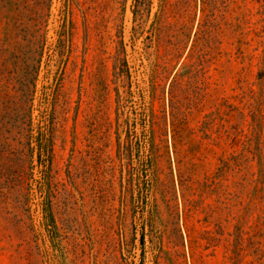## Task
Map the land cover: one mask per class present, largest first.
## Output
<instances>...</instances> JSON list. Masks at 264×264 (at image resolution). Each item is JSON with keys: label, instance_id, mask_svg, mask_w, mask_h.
<instances>
[{"label": "rangeland", "instance_id": "rangeland-1", "mask_svg": "<svg viewBox=\"0 0 264 264\" xmlns=\"http://www.w3.org/2000/svg\"><path fill=\"white\" fill-rule=\"evenodd\" d=\"M222 1L175 56L160 0H0V264H264V0Z\"/></svg>", "mask_w": 264, "mask_h": 264}, {"label": "trees", "instance_id": "trees-1", "mask_svg": "<svg viewBox=\"0 0 264 264\" xmlns=\"http://www.w3.org/2000/svg\"><path fill=\"white\" fill-rule=\"evenodd\" d=\"M137 1V11L140 12V9L143 7V9L146 8L147 5H149L151 3V0H136ZM193 0H160L159 3V9H158V13H157V20L160 22H163L164 19L168 20L167 25H163L164 27H168L169 30H172V33L168 34L169 38V51L168 54H174L175 56H177V54L179 53V51L182 48V45L188 35V30H189V20L187 19V17H189V10L191 7V3ZM219 0H203V12L206 13V11L208 10V13L206 16H208V21H207V25L208 23L212 22L214 20V15L216 13V10L218 9V3ZM228 0H223L222 1V6H223V11L228 9V4L226 3ZM135 10V11H136ZM262 13L264 14V4H263V10ZM174 16H177V21L172 23V21H170V18ZM247 14H243L242 16L237 17V25L235 30L238 32L241 28H242V23L249 22V18L247 17ZM211 18V19H210ZM210 19V20H209ZM213 19V20H212ZM157 21V22H158ZM262 21H264V18L262 19ZM204 25V24H203ZM202 25V26H203ZM162 27V24L157 27L158 30H160V28ZM162 29V28H161ZM202 31V30H201ZM200 32H197V38L194 39V43L191 45L190 50L191 53L189 55V57H194L196 55L197 58H199L200 56V50L199 49V42H200ZM258 35L260 37H262L261 40V45L263 46V51L260 54V63H261V69H260V73H262V76H259L260 81H261V86L263 89V93H264V25L262 26L261 29H259L258 31ZM173 55V57H174ZM264 95V94H263ZM262 126V120H260L259 122H257V124L255 125V129L258 127ZM262 162V159H261ZM264 165V162H262Z\"/></svg>", "mask_w": 264, "mask_h": 264}]
</instances>
